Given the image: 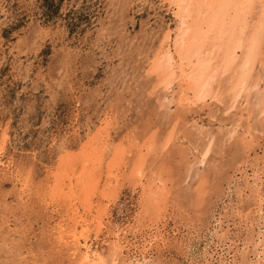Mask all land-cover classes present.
I'll use <instances>...</instances> for the list:
<instances>
[{"label": "bare ground", "instance_id": "bare-ground-1", "mask_svg": "<svg viewBox=\"0 0 264 264\" xmlns=\"http://www.w3.org/2000/svg\"><path fill=\"white\" fill-rule=\"evenodd\" d=\"M163 1L172 23L161 24L156 45L146 52L138 76L143 74L148 88L134 91L139 116L145 123L152 121L139 140L136 121L124 120L133 137L126 132L111 141L106 121L111 114H106L102 125L77 139V149L61 146L57 165L31 190L27 175L3 160L1 142L7 132L1 131L0 175L11 176L18 187L11 198L0 196L3 262L10 253V264H37L39 243L41 248L44 243L57 256L56 264H167L160 251L171 238L186 264H264V151L256 143L259 134L264 136V0ZM142 52L136 50L135 60ZM125 87L134 94L133 86ZM122 99L118 94L116 100ZM204 109L206 118L200 113ZM230 140L241 142L233 160L237 165L228 180H219L217 174L226 165L223 145ZM122 181L139 187L133 223L111 219ZM183 184L184 190L194 192L184 194V200L207 208L204 222L197 228L190 223H174L171 229L157 224L170 203L178 202L183 209L178 191L172 192L173 186ZM30 196L38 197L40 206L33 219L20 213ZM30 239L37 244L27 245Z\"/></svg>", "mask_w": 264, "mask_h": 264}, {"label": "rangeland", "instance_id": "rangeland-1", "mask_svg": "<svg viewBox=\"0 0 264 264\" xmlns=\"http://www.w3.org/2000/svg\"><path fill=\"white\" fill-rule=\"evenodd\" d=\"M119 4L122 6V12ZM116 5L118 6L115 7ZM110 21L113 23L109 24ZM165 23H172V15L163 0H128V2L127 0L121 2L120 0L112 2L111 0H0V133L4 129L7 132V137L1 142L3 160L9 159L17 170L27 175L30 186H33L31 190H35L39 182L43 183L49 176V170L57 165L61 146L73 144L74 149H77L78 140L85 137L87 132L94 131L102 125L104 121L102 118L106 114H111V117L106 119L110 121L108 134L111 141L119 139V136L121 134L123 136L126 132L129 134L126 135L131 137L126 123L129 121H136L137 126L134 125L133 128L134 131L140 132L137 135L138 140L148 131L152 121H148L149 124L145 123L147 121L143 122L139 116L140 108L134 106L138 103V99L134 96L140 88L143 90L148 88L146 78L144 79L143 74L141 76L138 74L143 71L141 66L145 64L146 52L151 50L150 46L156 45L159 31L163 29ZM138 49L144 53L142 52L135 60ZM119 50L123 51V55L121 54L123 58H119ZM117 66L124 71L116 70ZM112 67L114 69H110ZM124 85L130 87L129 90L133 86L134 94L128 92ZM118 94L123 95L120 101L116 100ZM205 109L200 110L204 118H206ZM113 118L115 121L112 120ZM162 124L167 130L168 123ZM180 128L179 126V132ZM257 139L263 143L258 141L256 143L260 146L256 144L253 146L256 149L258 147L259 152L261 150L263 152L264 136L259 134ZM231 140L223 145L227 150L224 161L226 165L224 169L222 168V172L217 174L219 180L220 177H225V181L228 180L233 173L232 168L235 163L237 165L233 160L236 158V146L241 147V142L235 143ZM124 143L127 141L125 140ZM131 145L132 150L136 152V145L134 143ZM0 179V196L11 198L9 194L18 190V187L13 185L14 182L9 175H0ZM184 188L186 189L183 184L175 188L173 186L172 189L175 194L178 191L177 200L183 209L176 206L178 202L170 203L168 209L162 211L160 221L159 219L158 222L156 221L157 224L165 223L164 226L171 229L174 223L182 224L181 226H184L183 223H190L191 225L188 226L194 224L197 228L199 223L204 222L203 218L208 215L207 208L200 209L199 205L193 206V200L186 202L184 194L193 195L194 192ZM139 192V187L135 190L130 182H121L117 197L111 204V219L114 222L133 223L130 219H133L138 210ZM31 197L23 203L22 207H24L21 208L20 213L26 212V215H31L33 219L39 216L40 206L37 203L38 197L35 200ZM51 206L52 203L48 205ZM182 228L186 232L187 228ZM105 234L106 232H103L99 236ZM168 241L160 251L163 257L162 263L186 264L177 242L171 238ZM26 243L33 246L37 244L33 239ZM36 247L38 249V246ZM39 247L40 264L57 263L55 262L57 256L51 253L48 245L42 243L41 248L39 243ZM7 255L5 262L0 258V264H10L11 254ZM16 262L22 264L20 261L16 260Z\"/></svg>", "mask_w": 264, "mask_h": 264}]
</instances>
